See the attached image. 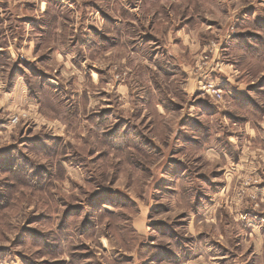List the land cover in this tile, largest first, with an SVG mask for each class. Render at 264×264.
<instances>
[{
  "label": "rangeland",
  "instance_id": "1",
  "mask_svg": "<svg viewBox=\"0 0 264 264\" xmlns=\"http://www.w3.org/2000/svg\"><path fill=\"white\" fill-rule=\"evenodd\" d=\"M0 264H264V0H0Z\"/></svg>",
  "mask_w": 264,
  "mask_h": 264
},
{
  "label": "crops",
  "instance_id": "2",
  "mask_svg": "<svg viewBox=\"0 0 264 264\" xmlns=\"http://www.w3.org/2000/svg\"><path fill=\"white\" fill-rule=\"evenodd\" d=\"M200 74V73H199ZM206 76V75H205ZM200 75L196 78L192 77L188 72H186L185 70L182 71L181 73V85L183 83V88L182 90L184 91V93L186 94V96L190 95V93L187 92V89H191V91L193 90H197L198 89V82L196 81L197 78L199 79ZM190 91V92H191ZM26 90H25V86H24V83H22L21 81H19V78H17L15 84L13 85L12 89L10 92L7 93L8 95V99L12 100L13 99V102L14 105H20L21 103L24 104L26 103ZM234 92H236L234 90ZM244 91H242V87H238V90H237V94L239 95V93H243ZM11 94V95H10ZM10 95V96H9ZM11 100L9 102V106H11ZM190 126V124H189ZM200 131V130H198ZM198 137H201L200 135H198ZM210 142H208L205 146H204V151L205 153L207 152L206 151V147L209 146Z\"/></svg>",
  "mask_w": 264,
  "mask_h": 264
},
{
  "label": "built area",
  "instance_id": "3",
  "mask_svg": "<svg viewBox=\"0 0 264 264\" xmlns=\"http://www.w3.org/2000/svg\"><path fill=\"white\" fill-rule=\"evenodd\" d=\"M204 92H206L207 94H209L213 98H220V96H221L220 90L215 88L212 84H209L207 86L205 85ZM16 120H17V117L14 116L12 118V122L15 123ZM10 126H11V124H9V125L7 124L5 126V128H10Z\"/></svg>",
  "mask_w": 264,
  "mask_h": 264
}]
</instances>
